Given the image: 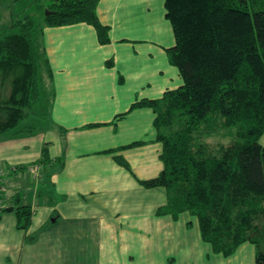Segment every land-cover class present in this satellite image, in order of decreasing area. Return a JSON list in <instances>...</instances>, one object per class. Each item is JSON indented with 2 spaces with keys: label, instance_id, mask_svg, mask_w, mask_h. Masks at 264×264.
I'll use <instances>...</instances> for the list:
<instances>
[{
  "label": "crops",
  "instance_id": "crops-1",
  "mask_svg": "<svg viewBox=\"0 0 264 264\" xmlns=\"http://www.w3.org/2000/svg\"><path fill=\"white\" fill-rule=\"evenodd\" d=\"M164 1L99 0L106 43L86 21L43 24L39 41L51 69L46 121L37 127L43 135L26 122L30 130L0 137L1 189L13 181L7 197L0 194V264H165L163 245H177L170 240L179 233L189 256L198 247L212 264H256L253 243L217 253L197 217L158 214L166 188L142 183L164 169L163 145L155 111L135 103L183 82L168 56L176 38ZM260 140L264 145V133ZM44 151L50 162L41 161ZM19 169L36 179L34 192L22 191ZM20 204L33 212L28 230L17 226L14 210L2 211ZM193 220L198 228L190 233Z\"/></svg>",
  "mask_w": 264,
  "mask_h": 264
},
{
  "label": "trees",
  "instance_id": "trees-1",
  "mask_svg": "<svg viewBox=\"0 0 264 264\" xmlns=\"http://www.w3.org/2000/svg\"><path fill=\"white\" fill-rule=\"evenodd\" d=\"M98 1L51 0L44 24L86 21L106 43L109 27L98 18ZM164 4L176 38L168 56L183 82L135 103L155 111L156 139L163 145L164 169L142 183L166 188L158 214L197 217L201 237L215 252L230 255L249 241L256 264H264V0ZM41 28L27 14L0 30V137L30 130L26 119L45 111L51 69ZM41 161H50L46 151ZM8 210L15 211L19 228L29 229L30 205L2 207Z\"/></svg>",
  "mask_w": 264,
  "mask_h": 264
},
{
  "label": "rangeland",
  "instance_id": "rangeland-1",
  "mask_svg": "<svg viewBox=\"0 0 264 264\" xmlns=\"http://www.w3.org/2000/svg\"><path fill=\"white\" fill-rule=\"evenodd\" d=\"M27 0H0V30L1 31H7L10 28V25L15 19L22 18L25 15L29 14L33 17V19L43 26V15L46 13V7L50 4L51 0H28L29 3L27 6L24 4ZM43 7V9H41ZM27 125L34 126L35 128L41 127V124L46 121L45 118L42 117L41 110L36 109L30 117L26 119ZM39 130L38 137H41L43 135L42 128H37ZM50 162V161H49ZM48 162V163H49ZM6 172H9L8 166L5 167ZM24 170L25 172V178L22 182V191H32L34 192L35 186H36V179L31 175V173H28L29 171H26L25 169H19ZM40 168L36 169V172L39 173ZM30 174V175H29ZM13 176V175H11ZM10 176V177H11ZM9 177L6 178L5 183L7 185L6 181H9ZM9 185L13 189V181L11 180L9 182ZM2 186H0V194H4L7 197V194L12 189H8L7 191L5 188L2 190ZM26 192H23V196H25ZM1 199V197H0ZM184 217H189L187 214L184 215ZM184 220V219H183ZM198 228L197 223L194 224V220L192 221V224L190 225V233H193L194 230ZM180 233L173 239L177 240L178 244L173 245L164 243L163 248L165 250V254H168V261L165 262V264H212V260L208 259L203 251H201L198 247H196L197 250H195L190 256L187 253H183V250L180 247ZM171 248V249H170ZM174 249V251L172 250Z\"/></svg>",
  "mask_w": 264,
  "mask_h": 264
},
{
  "label": "built area",
  "instance_id": "built-area-1",
  "mask_svg": "<svg viewBox=\"0 0 264 264\" xmlns=\"http://www.w3.org/2000/svg\"><path fill=\"white\" fill-rule=\"evenodd\" d=\"M37 168H39V165H34V166H32L31 169H32L33 171H36Z\"/></svg>",
  "mask_w": 264,
  "mask_h": 264
},
{
  "label": "water",
  "instance_id": "water-1",
  "mask_svg": "<svg viewBox=\"0 0 264 264\" xmlns=\"http://www.w3.org/2000/svg\"><path fill=\"white\" fill-rule=\"evenodd\" d=\"M49 13V11L48 10H46V14H48Z\"/></svg>",
  "mask_w": 264,
  "mask_h": 264
}]
</instances>
